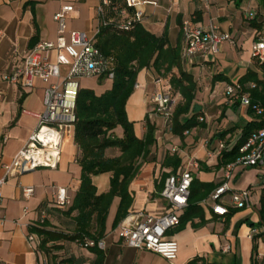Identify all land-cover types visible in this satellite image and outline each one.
I'll return each instance as SVG.
<instances>
[{
	"label": "crops",
	"instance_id": "1",
	"mask_svg": "<svg viewBox=\"0 0 264 264\" xmlns=\"http://www.w3.org/2000/svg\"><path fill=\"white\" fill-rule=\"evenodd\" d=\"M142 1L146 4L143 5L141 26L156 36L166 34L169 45L178 48L181 58L185 48L182 31L185 21L204 28L214 24L220 32L229 33L236 44L225 42L217 54L208 52L189 59L182 58V70L191 78L195 91L194 112L181 116V121L184 122L195 113L199 115L196 126L185 130L183 134L174 131V116L171 133L165 131L162 119L148 120L157 74L153 68H145L138 73L136 84L140 87L134 88L129 98L128 118L134 122L135 133L139 138L145 136L147 123L150 122L155 129L156 142L151 154L143 162L140 173L130 184L133 203L128 215L117 226L114 221L120 199L115 198L111 205L106 233L100 239L104 242V248L101 249L105 256L104 264H218L213 257H236L238 254L242 257V264H264V230L251 237L252 229L262 228L264 177L243 181L245 175L238 171L239 166L232 176L231 182L237 183L233 189L242 190L249 186L252 191L251 206L247 209L231 207L230 213L223 218L212 211L210 195L213 191L200 200L196 199L193 203L197 209L167 235L168 239L179 244L178 257L173 263L154 252L127 247L119 235L120 225L125 221H134L140 213L161 215L168 211L161 191L171 174L191 169L195 180L212 185L213 190L221 184L225 166L220 165L221 156L217 152L220 143H224L226 150L232 149L241 138L243 128L259 116L250 112L247 105L246 112H240L242 117L239 121L236 122L234 116H226L231 110L237 112L244 104L239 101L231 103L224 95L225 89L231 83H240L241 78L250 71L264 81V66L252 57L254 42L264 30V0ZM100 2L0 0V165L12 162L38 128L39 115H43L46 110V83L37 79L34 88H26L10 84L6 77L35 44L56 41L57 25L53 17L64 5L70 4L75 8L67 21L68 29L94 36L99 27L97 7ZM248 15H253V18H247ZM235 62L236 67L233 66ZM66 70L63 69L64 74ZM173 74L180 76L178 69H174ZM85 79H94L98 84L107 81L113 83L110 79L100 81L98 77ZM81 81V88L94 90L98 95L104 93L97 92L95 88L82 87ZM173 90L174 115L176 107L184 102V97L178 89L173 87ZM203 91L207 97L201 100L199 93ZM225 117H229L226 122L228 127L223 123ZM233 128L236 133L228 139L232 136L230 130ZM116 133L121 136L123 131L118 128ZM79 157L80 150L72 135L63 143L60 163L55 169H37L8 178L2 188L0 204V264H91L95 259L94 252L80 248L74 242H51V245H58L59 248H52L45 253L38 252L36 243L32 244L28 240L31 234L37 235L32 232V228L40 223L41 211L51 204L58 188H65L74 199L81 185ZM193 163L198 167H194ZM263 166L264 161L257 167L245 169L249 171ZM5 176L6 172L0 166V179ZM93 182L98 193L107 192L110 176H95ZM28 188L34 190L30 197L24 195V190ZM228 198L227 195L226 201ZM65 210H50L48 229H65L64 221L72 219L64 213ZM187 210L188 207L181 217Z\"/></svg>",
	"mask_w": 264,
	"mask_h": 264
},
{
	"label": "built area",
	"instance_id": "2",
	"mask_svg": "<svg viewBox=\"0 0 264 264\" xmlns=\"http://www.w3.org/2000/svg\"><path fill=\"white\" fill-rule=\"evenodd\" d=\"M145 4L146 2L142 0H101L97 7L99 27L94 36L84 31L69 30L67 21L75 8L70 4L62 6L53 17L57 25L56 41L38 42L6 77L10 84L26 88H34L37 79L46 83L44 99L46 110L43 115H39L38 128L12 162L9 165H0L6 172V176L0 179V204L2 188L9 177L37 169H55L58 166L63 143L74 133L80 81L83 78L101 76L113 80L115 77L112 59L104 56L96 46L97 35L102 27L107 26L116 30L134 29L144 18ZM247 18H253V15H248ZM182 31L185 37L183 59L208 52L217 54L225 42L236 44L229 33L220 32L214 24L204 28L185 21ZM53 53H55L54 59ZM252 57L254 61L264 64V30L254 42ZM64 68L67 69L65 74ZM154 85L148 120L162 119L165 131L171 133L175 102L173 87L166 77L155 78ZM139 87V84L134 86V88ZM225 94L231 103L239 101L247 106L252 104L249 95L243 92L241 83L227 85ZM255 114L263 115L264 110L255 107ZM224 148V143H220L217 151L219 155ZM263 161L264 125L248 137L240 149V157L224 167L222 182L210 195L214 214L225 218L230 213L231 207L247 209L251 206V189L236 190L231 187L230 182L236 167H257ZM193 166L198 167L196 163H193ZM193 181L191 169L168 176L161 191V197L167 202L168 211L161 215L140 213L134 221L123 222L120 225L119 235L124 244L133 249L154 252L173 263L178 257L179 244L175 240L168 239L167 235L180 224L181 214L189 205ZM33 192L32 188H28L24 190V195L30 197ZM227 195L228 201L225 199ZM71 205L72 198L67 190L58 188L53 194L51 204L41 211L40 223L47 222L52 208L67 209ZM262 230H264V215L262 228L252 229L251 237L262 233ZM28 240L32 244L39 243L35 234H31ZM84 246H97L103 249L104 242L91 241Z\"/></svg>",
	"mask_w": 264,
	"mask_h": 264
},
{
	"label": "trees",
	"instance_id": "3",
	"mask_svg": "<svg viewBox=\"0 0 264 264\" xmlns=\"http://www.w3.org/2000/svg\"><path fill=\"white\" fill-rule=\"evenodd\" d=\"M96 46L104 56L112 59L115 77L112 87L100 95L80 86L73 135L80 150L78 162L82 168L81 185L72 199V205L66 210L62 209L72 219L64 221L65 229L61 231L48 229L46 222L33 227L32 232L39 239L36 244L38 252L48 253L52 248H59L58 245H51V242L65 240L94 252L96 257L91 264H104L105 256L100 248L84 245L91 241L97 243L105 236L109 211L115 198H119L120 203L114 225L117 226L128 215L133 203L130 184L140 173L143 162L151 154L156 142L155 129L150 122L147 123L145 136L139 138L135 133L134 122L128 118L127 104L134 92L138 73L145 68H153L157 78L172 74V87L184 97V102L174 112L175 132L183 134L185 130L196 126L199 115L195 113L184 122L181 121V116L194 112L195 86L182 70L181 53L177 47L169 45L166 34L156 36L141 24L129 31L107 26L102 27L97 35ZM174 69L179 70L180 76L173 74ZM98 78L100 81L107 79L106 76ZM240 83L252 102L249 111L255 113V107L264 110V81L250 71L241 78ZM263 125L264 114L249 122L236 145L230 150L224 148L221 152L220 165L226 166L236 161L245 141ZM118 128L123 131L121 136L116 133ZM102 174L110 176L109 190L98 193L93 177ZM212 191V185L194 179L188 210L180 217V224L197 209L193 202Z\"/></svg>",
	"mask_w": 264,
	"mask_h": 264
},
{
	"label": "rangeland",
	"instance_id": "4",
	"mask_svg": "<svg viewBox=\"0 0 264 264\" xmlns=\"http://www.w3.org/2000/svg\"><path fill=\"white\" fill-rule=\"evenodd\" d=\"M90 33V32H89ZM234 67L237 66V63L235 62V64L233 65ZM169 80H171L172 76L171 75H165ZM81 81V85L82 87H86V88H95L97 90V92H105L106 90H108L111 87L112 82L111 81H107L104 82L103 84H98V82L94 79H85ZM224 95L226 96L225 92ZM207 97L206 92H200L199 93V98L201 100L205 99ZM227 97V96H226ZM247 106L242 105L240 107V109L237 112H234L233 110H231L229 113H227L226 116H234V120L239 121L240 118L242 116H240V112L241 111H245L246 112ZM229 117H225L223 119V123L226 124L225 126L228 127V121L227 120ZM227 122V123H226ZM235 122V121H234ZM232 136L228 137V139H230L231 137L234 136V134L236 133V129L233 128L230 130ZM226 136V135H225ZM227 139V137H225ZM227 141V140H226ZM238 171H242L243 175H245V178L242 179L243 181H248V179H252L255 178L257 179L258 176H263L264 177V166L262 168L259 169H251V170H246L245 167L243 166H239ZM234 180V179H233ZM242 182V181H241ZM237 185V183L233 184V181L231 182V187L234 188ZM249 189V186L246 187L244 190ZM243 190V189H242ZM214 260L218 261V264H242V257L240 254H238L236 257L235 256H229V257H223L222 255L220 256H215L213 257ZM247 264V263H246Z\"/></svg>",
	"mask_w": 264,
	"mask_h": 264
},
{
	"label": "water",
	"instance_id": "5",
	"mask_svg": "<svg viewBox=\"0 0 264 264\" xmlns=\"http://www.w3.org/2000/svg\"><path fill=\"white\" fill-rule=\"evenodd\" d=\"M248 168H250V167H248Z\"/></svg>",
	"mask_w": 264,
	"mask_h": 264
}]
</instances>
